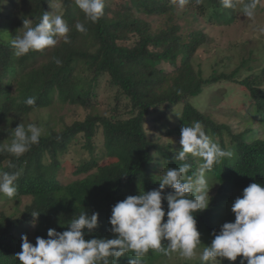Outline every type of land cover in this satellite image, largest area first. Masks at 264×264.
<instances>
[{
  "label": "trees",
  "instance_id": "obj_1",
  "mask_svg": "<svg viewBox=\"0 0 264 264\" xmlns=\"http://www.w3.org/2000/svg\"><path fill=\"white\" fill-rule=\"evenodd\" d=\"M3 2L0 0V144H4L2 126L14 113L27 116L45 109L90 113L85 119H76L41 136L39 143L20 157L0 153V170L21 172L15 181L17 192L8 200H31L23 211L13 215L0 212V264H20L16 258L21 251L18 236L27 233L28 225L33 223L32 212L40 213L35 223L36 237L47 239L49 229L63 232L81 212L91 215L95 211L99 213V227L91 233L85 230V239L113 238L109 218L117 202L158 188L154 174L160 175L168 167L178 168L187 162L192 166L189 175L200 171L201 158L189 154L187 161L174 160L178 151L164 141L181 139V128L195 121L203 124L206 134L222 149L233 152L231 158H223L211 171H206L209 188L217 186L218 190L215 195L209 193V207L195 213L201 233L197 249L210 246L213 232L218 234L224 223L234 222L232 204L242 196L243 189L254 182L264 186V138L258 137L261 131L264 133V68L255 77L241 79V72L248 65L242 61L230 74L206 78L195 64V57L209 37L193 26L200 14L210 24L230 25L238 9L243 13L245 0H235V8H224L221 0H189L184 7L193 14L191 21L185 23L191 26L186 32L175 19L180 15L179 0H128L127 5L122 3L115 10L104 4V13L96 22L86 18L76 0H63V19L70 29V42L61 39L55 47L20 57L5 37L12 40L22 36V30H26L24 20L32 27L38 24L53 0L25 1L24 8L12 3L8 22ZM263 2L258 0L256 10L264 11ZM170 13L172 17H167ZM145 16L163 22L160 27H153ZM77 23H83L86 32L77 31ZM53 58L61 63L57 65ZM162 63H169L174 72L159 69ZM104 75L109 78V87L116 90L117 100L129 101L124 112L129 115L127 118L120 112V101L115 109L104 114L95 107L96 89ZM223 81L238 85L250 100L245 109L236 105L229 108L245 125L244 131L236 132L233 126L217 122V114H207L191 103L206 92L213 93L211 89ZM33 96L36 103L28 106L24 101ZM211 99L214 101V95ZM180 105L183 110L179 124H171L168 114L161 111ZM151 128L160 133L153 134ZM70 152L74 154L68 159ZM66 165L73 166L77 178L62 184L57 176ZM162 203L166 212L167 202ZM168 256L149 250L142 259L153 264ZM130 258H134L131 252L118 261L110 258V264H128ZM241 259L219 258L218 264H240Z\"/></svg>",
  "mask_w": 264,
  "mask_h": 264
},
{
  "label": "clouds",
  "instance_id": "obj_2",
  "mask_svg": "<svg viewBox=\"0 0 264 264\" xmlns=\"http://www.w3.org/2000/svg\"><path fill=\"white\" fill-rule=\"evenodd\" d=\"M188 2L179 0V6L182 8ZM76 4L91 22L98 21L104 13V0H76ZM221 4L224 8L236 7L235 0H221ZM257 4L258 0H245L244 16L254 19ZM75 27L81 33L86 32L83 23H77ZM24 28L22 36L11 40L17 57L55 47L59 38L65 43L70 42V29L59 14L45 11L34 27L24 20ZM259 31L264 32V28ZM53 59L57 65L61 63L59 59ZM24 102L33 106L36 97H28ZM42 133V127L36 123H20L10 133V144H0V153L20 157L39 143ZM180 144L182 149L173 159L184 162L189 154L199 157L203 161L200 171L189 175L192 166L187 162L178 168L168 167L159 175L158 188L140 191L139 195H129L117 202L109 218L113 238L85 239V230L91 233L99 227V213L93 211L89 215L83 211L68 223L67 230L49 229L48 238L37 237L35 245L23 235L22 250L16 254L20 264H110V258L118 261L129 252L134 258H130L128 264H144L142 258L149 250L164 255L178 252L182 258L192 259L201 244L195 213L209 207V192L213 187L209 188L205 173L220 164L223 158H231L233 152L222 149L207 135L200 121L181 128ZM20 175V171H0V194L12 198L17 192L15 181ZM166 188L172 191L165 193ZM162 201L167 202L166 212ZM231 211L235 215L234 222L224 223L218 234L213 232L214 239L199 257L201 264L217 258L236 261L238 256L242 257L240 264H264V186L254 182L244 188ZM39 214L31 213L33 226Z\"/></svg>",
  "mask_w": 264,
  "mask_h": 264
},
{
  "label": "rangeland",
  "instance_id": "obj_3",
  "mask_svg": "<svg viewBox=\"0 0 264 264\" xmlns=\"http://www.w3.org/2000/svg\"><path fill=\"white\" fill-rule=\"evenodd\" d=\"M3 1L4 6H6L4 18L7 19L6 22H8L10 18H8L7 15L11 12V8L13 9L12 3L24 8L26 7L25 1L29 3L30 0ZM127 1L128 0L124 2L123 0H104V4H106V6L108 5L112 10H115L122 3L127 5ZM62 7L63 0H53V3L49 5V12H52V14H59L63 18L64 11ZM261 10H255L256 14L254 19H249L245 17L243 13H241L240 9H238L236 17L230 25H213L206 22L204 15H199V20L194 24L193 27L202 29L208 35L209 42L198 50L195 57V64L201 68L206 78L211 77L213 74H230L239 67L242 61H247L248 65L241 72V79H245L250 76L255 77L257 76V73L262 71L264 68V32L259 31V29L264 28V11L262 12ZM177 14L180 15L175 16V19L184 26L183 31L186 32L191 30V26L186 25L185 23L191 21V15L193 12L191 10L188 12L187 8L182 7ZM167 17H172V14H168ZM144 18L151 22L153 27H160L163 22V20L160 18L146 16ZM5 38L11 41V38L8 36ZM61 39L63 38H59V40ZM121 44L126 45L127 43L121 42ZM158 68L163 69L167 73H173L175 70V68L169 63H162ZM108 81L109 78L107 75H104L100 78L94 100L95 107H97L100 113L104 114L112 109H115L120 101V112H122L123 116L127 118L129 115L124 114V112L126 109H128L127 104L129 101L126 98H120L118 101L117 92L116 90H112L109 87ZM241 89L242 88H240L238 85L232 84L229 81H223L216 84L211 89L213 93L206 92L199 98L191 100V103L198 107L200 111H204L207 114L208 112L210 114H217L215 117L217 122L227 123L228 125L233 126L236 132L244 131L246 128L245 125H241L238 118L235 115H232L229 110V108H232L235 105L238 107V109H245L247 104L249 105L250 100ZM212 95H214V101L211 99ZM220 96H222V99L218 103L221 98ZM244 100L245 102L243 103ZM182 110L183 105H180L175 108L170 107V109L164 108L162 109L161 113L163 115L168 114L171 124L177 123L178 125V117L180 116ZM89 113V111L86 112L73 109H45L40 110L39 112H33L27 116H20L14 113L9 116L8 120L2 126V140L4 144H10V133L20 123H23L24 125L36 123L38 126L42 127L43 133L41 136H43L48 135L52 130L62 129L65 127V125L73 123L76 119H85ZM257 119L259 120V117H257ZM152 126L153 125H150V127ZM255 128L258 129L259 125H255ZM150 131L153 134L160 133L159 131H155V128H151ZM258 137L264 138L263 131L258 134ZM215 139L219 140L218 137H215ZM225 140L226 142H229V138H226ZM164 141L172 143L173 147L178 152L182 149L179 138H167ZM73 154V152H70L66 156L69 159ZM7 164L8 162H6L4 165L6 166ZM73 171L74 168L72 165H66L62 167L59 170L57 176L58 180L62 184H65L76 179L77 177ZM154 179L159 180V174L155 173ZM217 190L218 187L213 186L209 193L211 195H215ZM30 201L31 200L29 198L25 197L19 201L14 199L8 200V197L0 194V212H4L6 215H13L16 212L23 211L25 206L28 205ZM23 235H27L29 241L35 245L37 237L35 236V226H33V223L28 225L27 233ZM23 235L18 236L20 248L22 244L21 237ZM203 249L204 247L196 249V255L190 260L182 258L177 252L171 253L166 259L158 260L153 264H197L200 261L199 257L202 254ZM143 261L144 264H148L146 260L143 259ZM211 261L212 264H218L219 258Z\"/></svg>",
  "mask_w": 264,
  "mask_h": 264
}]
</instances>
